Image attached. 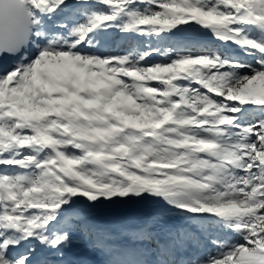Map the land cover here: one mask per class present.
<instances>
[{
	"label": "snow or ice",
	"instance_id": "6c2138e0",
	"mask_svg": "<svg viewBox=\"0 0 264 264\" xmlns=\"http://www.w3.org/2000/svg\"><path fill=\"white\" fill-rule=\"evenodd\" d=\"M5 13L0 264H87L65 259L73 233L101 264H264V0H0ZM149 198L167 209L102 223Z\"/></svg>",
	"mask_w": 264,
	"mask_h": 264
},
{
	"label": "rangeland",
	"instance_id": "374dc122",
	"mask_svg": "<svg viewBox=\"0 0 264 264\" xmlns=\"http://www.w3.org/2000/svg\"><path fill=\"white\" fill-rule=\"evenodd\" d=\"M194 38L206 39L212 41L215 44L220 43L219 41H215L210 33H204L203 35H200V33L198 32ZM230 47L235 49V46ZM235 50L239 52V49ZM153 59L156 60L159 59V57L154 56ZM106 207L107 211L101 213L102 223L108 225L109 227L118 225L126 228H135L139 224L144 223L153 214L162 212L167 209V205H164L162 201H156L152 198L143 201L131 200L127 203L107 205ZM159 223L170 228L184 227L183 221L178 216H165L164 219ZM77 238H79L82 242L77 243ZM207 247L209 250H212V245L209 244L207 245ZM66 248L73 249L74 254H76L74 258H76L77 260H79L78 258H81L83 254L86 255V258H89V256H93L95 259L97 256L100 257L98 252H96L95 250H90L87 247L86 242H83V237H80L79 233H73L72 240ZM86 253H88V255Z\"/></svg>",
	"mask_w": 264,
	"mask_h": 264
},
{
	"label": "bare ground",
	"instance_id": "6f19581e",
	"mask_svg": "<svg viewBox=\"0 0 264 264\" xmlns=\"http://www.w3.org/2000/svg\"><path fill=\"white\" fill-rule=\"evenodd\" d=\"M117 36H119L120 34L119 33H116ZM75 257V254H74V251L73 249H65V259H68V260H71V261H74V262H82V260H77ZM83 257H86V255H83ZM87 261H89V263L87 264H93V262L96 260V264H101V260L100 259H95L93 256H89V258H86Z\"/></svg>",
	"mask_w": 264,
	"mask_h": 264
},
{
	"label": "clouds",
	"instance_id": "9594fccd",
	"mask_svg": "<svg viewBox=\"0 0 264 264\" xmlns=\"http://www.w3.org/2000/svg\"><path fill=\"white\" fill-rule=\"evenodd\" d=\"M26 6V5H22ZM11 23L7 13H5L3 16H0V27L7 28L9 24Z\"/></svg>",
	"mask_w": 264,
	"mask_h": 264
}]
</instances>
